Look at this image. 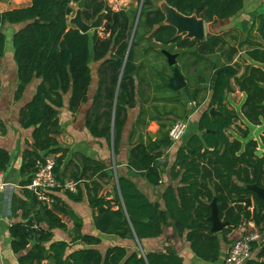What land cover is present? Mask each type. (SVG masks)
<instances>
[{
	"label": "trees",
	"instance_id": "obj_1",
	"mask_svg": "<svg viewBox=\"0 0 264 264\" xmlns=\"http://www.w3.org/2000/svg\"><path fill=\"white\" fill-rule=\"evenodd\" d=\"M73 0H31L29 5L0 11V55L4 50L5 23H24L12 35L13 57L17 66V99L26 84L34 77L40 79L29 102L20 110L19 123L31 128V142L22 153L20 173L28 184L36 170L37 161L54 155L53 173L59 185L47 194L52 199L45 203L32 190L24 188L22 196L12 198V212H20L21 219L10 225L11 248L17 254L18 264H40L49 259L53 264H183L182 257L172 248L162 251L129 250L113 245L101 251V238L91 234H77L70 241L52 239L53 229H65L60 215L71 216L80 226V220L64 202L62 194L74 202L86 196L92 210L95 228L102 234L119 238L142 239L157 237L168 220L174 230L184 233L193 254L205 262H216L220 257L222 240L243 224L253 223L258 234L264 236V198H256L247 185L264 188V131L259 140L230 138L226 132L236 120L235 112L226 106V94L234 80L244 93L241 112L254 125L264 121V69L247 65L242 74L239 66L231 63L235 47H226V56L220 63H210L207 87H184L190 100L208 90L207 102L197 118L196 131L180 145L171 164L172 177L177 185H168L162 199L164 207L150 201L128 177L117 176L116 185L109 191L103 181L113 178L105 162L81 156L72 164L75 170L67 174L64 162L68 149L59 145L56 136L61 133L58 122L63 95L69 94L70 109L86 98L90 79L89 56L102 60L101 77L94 95L92 119L87 121L90 133L96 137L112 135L114 147L124 124V105L132 97V74L135 71L134 51L141 41L156 43L162 49L177 53V57L195 56L192 63L178 66L182 72L189 64H196L215 54L225 45L223 37L207 33L204 39L190 38L178 33L175 26L165 23L161 9L151 8L152 0H142L141 13L131 38L136 10L110 9L105 13L104 36L82 33L69 23ZM184 16L194 15L208 23L234 14L242 0H164ZM104 0H86L82 17L86 22L95 19L103 10ZM139 28L143 29L139 32ZM96 32V31H95ZM131 39V40H130ZM246 53L253 60L264 63V44H250ZM207 73V71H206ZM184 78L185 75L183 74ZM204 76L198 77L197 84ZM163 88L169 89L166 81ZM218 113H209L210 108ZM101 110V111H100ZM102 120V121H101ZM101 122V123H100ZM6 132L0 118V134ZM171 144L168 130L160 138L145 143L139 141L130 150L127 166L137 171L150 184L161 178L157 159ZM261 147L262 155H256ZM47 151L44 157L41 153ZM9 161L8 152L0 148V171ZM65 181L75 183V189L64 187ZM82 184V186H80ZM251 198L246 209L244 199ZM215 200L220 220L227 225L212 231L209 219ZM38 227H33V224ZM34 243L31 244V240ZM251 257L243 264H264V242H251ZM229 248V247H228Z\"/></svg>",
	"mask_w": 264,
	"mask_h": 264
},
{
	"label": "crops",
	"instance_id": "obj_2",
	"mask_svg": "<svg viewBox=\"0 0 264 264\" xmlns=\"http://www.w3.org/2000/svg\"><path fill=\"white\" fill-rule=\"evenodd\" d=\"M30 2L31 0H0V11L23 7L29 5ZM216 24L217 32L215 34L223 37L226 42L222 49L217 50V52L219 50L222 52V55L218 57V63L224 61L226 47L231 46L235 47L236 52L232 54L230 61L238 64V74H242L247 65L259 66L264 69V63L253 60L246 53V50L251 47L250 44H264V0H242L240 9L229 17L216 21ZM23 25L24 23H5L2 26L4 50L3 54L0 55V118L5 122L6 132L0 134V148L8 152L9 161L5 170L1 172V179L6 183V189L2 194L0 204V264H18L17 254L11 248L12 237L9 228L14 221L21 219V215L19 211L13 214L11 206L13 196H22L24 188L21 187L25 186L23 183L26 181L27 176L20 173V165L22 153L28 147V143L31 142L32 131L31 128H23L20 125L19 113L21 108L31 100L40 82L39 78L34 77L25 85L20 96L17 99L14 98V91L18 84L17 66L13 57V46L9 47L8 45L7 47L6 44H8V39H12L13 33ZM163 50L139 51L136 48L134 51L133 92L130 104L124 105V111L122 112L124 124L120 139L115 147L112 135L109 140L105 137H96L90 133L86 125L87 121L93 117L94 95L101 77L99 70L102 68V60H94L92 54H90L88 61L90 79L86 89V98L70 109L69 94L63 95V105L58 112L61 133L56 136L59 145L68 149L66 162H64V167L67 166V174L70 170H75L74 166L68 163L70 160L74 163L78 162L81 156L101 160L108 165L114 175L112 179L102 182L106 190L110 191L116 185L117 176H125L135 183L141 193L161 208L164 207L162 196L165 188L168 185L175 186L178 183L171 175L173 174L171 164L175 152L180 145L185 143L187 137L196 131L197 118L203 105L207 102L209 92L208 90L201 91L195 97V100L188 98L184 87L189 85V89L192 87L196 89L201 87L202 84V82L199 84L196 82L198 77H201L200 72L197 74L193 85L188 82L186 70L192 64H189L185 71L183 70L186 85L178 90L170 88L168 83L173 76L174 68L179 66V58L176 53L170 52L176 55V63L170 65ZM205 57L202 60L204 64L200 66H205L208 73L212 65L208 62L209 55ZM142 58L147 59L148 62ZM180 73L182 74V72ZM163 81H166L169 89L163 88ZM180 92H183L185 97ZM243 100L244 93L238 89L232 79L231 88L226 94V106L235 112L236 120L226 132L230 138L238 137L243 141L248 138L259 140L264 131V121L257 125L249 123L241 112ZM193 103L200 104L193 106ZM185 117H188V123L193 126V129L190 133L185 134L180 142L175 145L170 144L169 147L163 150L162 156L165 157V161H161L160 158L157 159L161 172L158 184H150L137 171L127 166L130 150L135 143L139 141L146 143L148 139L160 138L162 133H166L175 120ZM259 149L263 152L261 147ZM54 193L61 195L64 202L73 210L80 220V226L74 223L71 216L60 215L66 227L65 229H53L52 239L70 241L77 234L96 235L101 238L99 248L103 245V251L113 245H121L133 250L135 245L132 243L131 246V243L128 242L135 240L143 252L162 251L167 246L172 247L182 257L183 264H224V258L231 244L232 236L242 230L240 226L229 233L227 236L229 242L227 243L222 240V237L219 238L221 243L219 259L216 262H205L193 254L184 233L179 234L176 232L169 220L162 224L161 234L157 237H147L140 240L119 238L114 235L102 234L95 228L92 210L88 205L85 194L81 201L74 202L66 198L62 191ZM247 227L255 228L253 223H249ZM105 242L107 244L104 245ZM40 264L53 263L49 259H44Z\"/></svg>",
	"mask_w": 264,
	"mask_h": 264
},
{
	"label": "rangeland",
	"instance_id": "obj_3",
	"mask_svg": "<svg viewBox=\"0 0 264 264\" xmlns=\"http://www.w3.org/2000/svg\"><path fill=\"white\" fill-rule=\"evenodd\" d=\"M77 1L78 0H73L71 2L73 13H72V15L70 17H72L74 15V13H75V10H76V7H77L76 6ZM104 1L106 3H108L110 8L113 9V10H120V9H126V10H129V11H135L136 10L137 11L136 12V17H137V14H138L139 5L141 3V0H104ZM150 7L151 8L161 9L164 12V15H165V21L168 22V23L174 24L176 29H177V31L180 34L183 33V34H185V36L187 35L190 38H193V36L191 34H189L188 32L182 31L181 26H180V21L189 20L191 22H196V21L202 22V24L204 25V37L202 39L205 38L207 33H214L215 34L217 32V30H216L217 29L216 22L208 23L205 20H202L200 18H196L194 16H189V17L182 16V15L178 14L176 11L171 10L168 7V5L165 3L164 0H152ZM138 19L139 18H135V22H134V26L135 27H136ZM104 23H105V20H103L101 27L96 29L95 34H97V36H99V37H103L104 36V33H103V31H104V27H103ZM134 26H133V28H134ZM133 30H135V29H132V31ZM142 31H143V29L139 28V32H142ZM7 43H8V44H6L7 47H8V45H9V47L12 46L11 38L8 39ZM90 43L91 44L93 43L92 42V35H91ZM136 48H138L139 51H144V50H150V49L151 50L162 49L163 47H161V46H159V45H157L156 43H153V42L149 44L148 42L141 41L140 44H139V47L137 46ZM164 50H166V49L164 48ZM176 55H177V53H176ZM221 55H222V52L220 50L217 53H215V54L209 55L208 62H210V63H218V61H219L218 57L221 56ZM194 57L195 56H193V55H190V56L187 55V58H185V57L181 58V56L178 57L179 58L178 59L179 60V66L183 65V63L185 61L192 63ZM142 59H144V58H142ZM144 61L148 62L147 59H144ZM201 64H204V62L200 61V62L196 63L195 65L192 64V66H189L187 68V70H186V72H187L186 75H187V78H188V82H190L191 85H193L195 80H196L197 74L200 72L201 76H204V78H203L204 81L202 82L201 87L205 88L206 87V83H207L206 80H207L208 73L205 72L206 71V67L205 66H200ZM180 94H183V96L185 97L183 92L182 93L180 92ZM199 104L193 103L192 105L193 106H198ZM187 108H189V107H187ZM191 111H192V109H191ZM191 111H189V112H191ZM19 120H20V118H19ZM192 129H193V126L189 125V123H188V129L186 131V134L190 133ZM242 233H245V234H247V233L257 234L258 238L255 240V242H257V243L264 242V236L262 237L260 234H258L256 228L245 227L244 230H239V232L235 233L232 236V239H231L230 243H232L235 239L239 238ZM219 238H221L220 234H219ZM128 243H131V246H132V243H133V245H135L136 249L141 250V248L138 246V244L136 243L135 240L134 241L130 240V242H128ZM105 244H107V243L105 242L104 245ZM100 249H101V251H103L104 246L101 245Z\"/></svg>",
	"mask_w": 264,
	"mask_h": 264
},
{
	"label": "built area",
	"instance_id": "obj_4",
	"mask_svg": "<svg viewBox=\"0 0 264 264\" xmlns=\"http://www.w3.org/2000/svg\"><path fill=\"white\" fill-rule=\"evenodd\" d=\"M188 129V117L175 120L168 128V137L170 139L171 145H175L180 142L186 131ZM161 161H165L164 156L159 157ZM55 164L54 155L45 156L43 161H37L36 170L28 184L22 186L21 188H26L32 190L37 199L45 202L51 203V198L47 194L51 192V189L59 185L55 174L53 173V167ZM0 171V204L2 200V194L6 189V183L1 179ZM64 187L74 190L75 183L72 181H65ZM249 224V223H248ZM248 224H243L241 226L242 230L248 226ZM33 227L37 228V224H33ZM258 238L257 234L242 233L241 236L235 239L229 246L226 256L224 258V264H243L250 257L252 253L251 242ZM140 253L144 255V252L140 250Z\"/></svg>",
	"mask_w": 264,
	"mask_h": 264
},
{
	"label": "water",
	"instance_id": "obj_5",
	"mask_svg": "<svg viewBox=\"0 0 264 264\" xmlns=\"http://www.w3.org/2000/svg\"><path fill=\"white\" fill-rule=\"evenodd\" d=\"M85 1L86 0H78L77 1V3H76L77 7L75 10V13L72 17H70L69 23L74 25L76 28H78L82 33L89 32L91 35H93L95 33L96 29L101 27L104 14L107 13L111 8L108 5V3L105 2V6H104L103 10L96 15L95 19L91 20L90 22H86L82 17V9L84 7ZM168 7L171 10L176 11L174 8L170 7L169 5H168ZM141 8H142V0H141L140 5H139V8H138V14H137L136 18L139 17L140 12H141ZM177 13L180 14L179 12H177ZM180 15H182V14H180ZM182 16H184V15H182ZM192 16H194V15H192ZM187 17H189V16H187ZM165 23H168V22L165 21ZM168 24H171V23H168ZM171 25L175 26L174 24H171ZM180 26H181L182 31L188 32L189 34H191L193 36V38L202 39L204 37V25L202 24V22H199V21L191 22L189 20H182V21H180ZM133 29H135V26ZM133 33H134V30L132 31L131 38H132ZM163 52L167 56L168 63L170 65H174L176 63V55L173 53H170L167 50H163ZM185 85H186V82H185L183 75L180 73L178 68L175 67L173 70V76H172V78H170L168 86L174 90H178L180 88H183ZM209 113L214 115V114H217L218 112L212 107V108H210ZM46 153H47V151H43L41 153V157H44L46 155ZM255 153H256V155L261 156L262 150L258 149ZM247 188H249L250 190L253 191L256 198H264V188L263 187H259L257 185H247ZM250 204H251V198L250 197L245 198L244 199V207L247 209L250 206ZM211 205H212V211H211V215L209 217V219L212 222L211 228H212V231L218 232L224 226L227 225V222L220 220V218L218 216L217 206H216V203L214 200L212 201ZM34 242H35L34 239H32L31 244H33Z\"/></svg>",
	"mask_w": 264,
	"mask_h": 264
}]
</instances>
